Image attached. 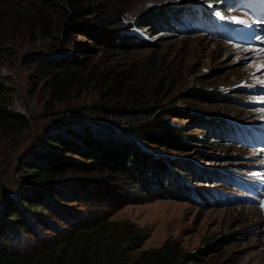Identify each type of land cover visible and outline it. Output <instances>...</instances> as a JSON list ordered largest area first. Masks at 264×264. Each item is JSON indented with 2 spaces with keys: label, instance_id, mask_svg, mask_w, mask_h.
<instances>
[{
  "label": "rangeland",
  "instance_id": "obj_1",
  "mask_svg": "<svg viewBox=\"0 0 264 264\" xmlns=\"http://www.w3.org/2000/svg\"><path fill=\"white\" fill-rule=\"evenodd\" d=\"M88 1L99 7L100 16L116 17L120 21V25L111 29L128 28L122 31L123 35L157 43L152 49H136L126 40L129 46L124 49L97 46L96 55L89 59L96 70L104 72L131 69V77L140 78L145 84L142 90L150 109L149 113L116 115L100 121L112 122V127L131 135L129 129L153 113V117L162 116L181 130L180 141L152 145L150 149L172 174L166 180L168 185L170 181V185L177 186L174 194L178 196L172 197L175 189L168 190V185L163 184L164 178L161 184L151 182L153 174L143 170L135 181L115 173L101 177L69 172L65 183L87 180L88 184V180L96 179L103 184L98 188L76 185L75 190L60 191L55 211H43L40 213L43 219L26 213L24 219L31 224L32 231L16 230L7 236L6 243L31 254L44 245L69 238L71 257L86 247L95 261H103L107 254L122 247L126 264L138 259L142 251L154 250L166 255L177 253L178 264H264V209L259 207L264 203V192L253 205L238 201L217 206L208 201L202 206L188 199L197 200L194 192L211 187L196 182L203 178L202 174L214 177L220 169L245 173L257 165L264 170V155L257 150L220 141L214 143L210 136L195 128L199 121L212 125V116L232 115L250 121L264 118L263 109L257 105L263 98L256 95L264 88V57L203 36L177 35L169 26L150 23L157 11L191 0ZM48 3L58 5L59 0H0V111L17 113L27 123L20 131L10 134L0 128V207L7 198L19 196L24 190L31 194V186L24 184L18 174L21 164L26 161L45 166V160L35 155L47 150L49 135H64L69 127L77 126L73 123L76 120L87 122L89 127L95 125L92 121H99L100 117L92 106L103 103V96L107 94L106 88L91 80L66 96L65 101L54 98L47 89V78L33 59L51 57L59 50L69 52L77 44L92 45L88 39L74 35L69 45L61 46L56 33H45L43 25L47 22L37 17V11L43 9L45 16L47 12L53 13L56 8L53 5L46 8ZM149 10L153 12L147 14ZM233 13L234 8L229 6L226 14L232 18ZM52 19L47 18L49 22ZM55 19L58 23L59 17ZM131 83L124 82V85ZM156 83L160 89L151 93ZM103 104L116 109L121 106L119 101L106 100ZM203 113L208 117L203 118ZM77 128L85 131L84 126ZM66 156L65 159L69 158V154ZM75 159L82 158L75 156ZM61 160L66 161L64 157ZM175 163L177 166H171ZM189 167L192 172L188 171ZM261 171L257 173H264ZM181 177L189 181L188 195L175 181ZM140 186L150 187L157 199L135 204ZM225 191L240 198V193L232 188ZM47 201L51 206L55 204ZM153 256L149 254L144 261H151Z\"/></svg>",
  "mask_w": 264,
  "mask_h": 264
},
{
  "label": "trees",
  "instance_id": "obj_2",
  "mask_svg": "<svg viewBox=\"0 0 264 264\" xmlns=\"http://www.w3.org/2000/svg\"><path fill=\"white\" fill-rule=\"evenodd\" d=\"M182 3H177L173 7L171 5L164 8V10L159 9L160 11L152 16L150 23L162 27L169 26L168 29L177 35H192V31L188 29L184 19L197 13L196 8L191 2ZM210 3L213 5L208 7V11L201 10L205 17H212L214 10H223L217 1ZM48 4L46 8H50L52 5L56 8L53 13L47 12L45 16L43 9L38 8L37 11V17L41 21L47 22L43 25L45 33H56L61 46L69 45L72 40L71 37L74 35L92 42V45L83 43L82 46H79L77 44L69 52L64 50L54 51V55L51 57L38 56L36 59L32 58L34 65L47 78L45 84L51 95L58 100L65 101L67 100L66 96L74 94L77 89L79 90L81 86L85 85V82L91 80L92 83L106 88L107 94L103 96V103L106 100H110V102L119 101L121 106L116 109L101 102L92 106V109L100 117L99 121H92L95 125L89 127L87 122L76 120L73 122L74 125L84 126L85 131L80 132L77 126H71L65 131L64 135H49L50 138L46 142L47 150L35 155L40 160H45V166H40L38 163H25L26 161L21 164L18 174L23 178L24 184L31 186L29 190L31 194H27V190H24L20 192L19 196L7 198L4 206L0 207V264H126V253L122 247L119 251L115 250L113 253L107 254L103 261H95L92 259L93 257H90L92 255H88L86 247L81 249L77 255L71 257L69 249L71 240L69 238L56 244L44 245L45 243H42L43 248H38L31 254L22 253L6 243L7 236L16 230L32 231L31 224L24 219L26 213L36 214L38 217L36 219H43L40 213L45 210L48 211V209L55 211L56 204L60 201V191L75 190L76 185L78 187H88L89 185L100 187L103 184L96 179L88 180V184L86 183L87 180H72L65 183L66 174L69 172L96 174L101 177L102 175L115 173L118 176H129L135 181L137 177L139 179L140 171L143 170L153 174L151 182L161 184L160 181L164 178L163 184L168 185L166 178L167 176L172 177V174L169 173L164 163L158 161V155L150 149L152 145L180 141L178 135L181 134V130L170 125L166 122V119L163 120L164 117L162 116L155 115L153 117V113L150 114L149 118L138 122L136 127L130 128L131 135L121 128L112 127V122L108 124V122L100 121L101 118H111V116L116 115L132 116L138 113H149L150 109L147 107V98L142 90L145 84L140 81V78L136 80L131 77V69H116L104 72L96 70L95 66L91 65L89 58L96 55V47L124 49L129 46L127 43H130L134 44L137 47L136 49H152L157 46V43L134 39L132 35H123L122 31H126L128 28L122 30L111 29L113 26L120 25V21H117L116 17L109 19L100 16L98 13L99 7L92 5V2L88 0H59L58 5ZM152 12L153 10H149L147 14ZM49 16L53 17L51 22L47 20ZM55 17H59L58 23ZM138 27L140 28V26ZM134 46L133 49H135ZM178 67H175V69ZM129 81H132L130 85H124V82ZM158 89H160V85L156 83L151 93L155 90L158 91ZM195 115L199 117L200 113L196 112ZM202 117L207 118L208 114L203 113ZM26 124L23 116L13 112L0 111V128L6 134L20 131ZM195 128L210 136L212 140H215L214 143L220 141L216 138L218 134L232 135V132H225L217 126L205 125L203 121H199ZM68 154L69 158L65 159ZM146 155H149V157ZM75 156L82 159L77 160ZM62 157L66 161H60ZM32 158L34 157L32 156ZM87 160L89 162H86ZM171 166L175 167L177 165L175 163ZM188 171L192 172L190 167ZM173 179H175V176ZM53 180H59L60 182L54 185L50 183ZM175 181L179 185L181 184L180 188L188 195L187 184L189 181L186 177L177 178ZM154 183V186L157 185ZM171 183L169 181L167 189H175L172 197L178 196L174 194L178 190L177 186H172ZM149 189H143L142 186L137 188L139 194L135 197L137 200L135 204H144L157 199ZM47 199L55 204L51 206ZM149 254H155V256L151 261H144ZM179 260L180 256L177 253L172 252L166 255L164 252L160 253V251L154 250L142 251L138 259L131 264H178Z\"/></svg>",
  "mask_w": 264,
  "mask_h": 264
},
{
  "label": "clouds",
  "instance_id": "obj_3",
  "mask_svg": "<svg viewBox=\"0 0 264 264\" xmlns=\"http://www.w3.org/2000/svg\"><path fill=\"white\" fill-rule=\"evenodd\" d=\"M189 2H191L194 6L198 4L196 0L187 1L182 4H187ZM226 11L227 10H223L225 14ZM196 12L198 11L196 10ZM226 15L228 16V14ZM233 16L243 17L244 15L241 12L234 11ZM187 18L189 19L187 20ZM185 21L188 26H190V24L197 25V13H194L189 17H185ZM198 23L200 22L198 21ZM233 26H235V24H233ZM202 30L203 31L199 30L198 32L192 31V35H199L209 38L210 40H216L238 50L249 49L252 50L256 55L259 54L264 57V38H259V36L257 37L252 35L246 42L234 43L227 39L222 40L212 38L208 33H213V29L209 26ZM225 37L232 38L230 35ZM253 42H256L257 44H246ZM258 91L259 92L256 93V95L262 97L263 99L261 101L262 103H258L257 105L261 106L260 108L263 109L262 111L264 114V88ZM211 121L213 122V126H217L223 129L225 132H232V135H216V138L219 139L220 142H226L230 143L231 145L234 144L238 147L257 150L259 153L264 155V118L256 121H250L241 119L239 116L224 115L223 118H221V116H212ZM260 169L262 170L261 172H264L263 167L257 165L255 169L245 173L231 172L226 169H220L219 173H217V175L214 177L202 174L201 176L203 178L197 179L196 182L199 184L211 185V187L203 188L200 192H194V196L197 198V200H193L192 198L188 199L202 206L207 205L208 201H211L212 204L217 206H227L238 201L247 202L253 205L257 203L264 192V173H257L260 172ZM228 188L238 191L240 193V198H237L231 193L225 191V189ZM259 207L264 209V203H260Z\"/></svg>",
  "mask_w": 264,
  "mask_h": 264
},
{
  "label": "bare ground",
  "instance_id": "obj_4",
  "mask_svg": "<svg viewBox=\"0 0 264 264\" xmlns=\"http://www.w3.org/2000/svg\"><path fill=\"white\" fill-rule=\"evenodd\" d=\"M198 32V31H197Z\"/></svg>",
  "mask_w": 264,
  "mask_h": 264
}]
</instances>
